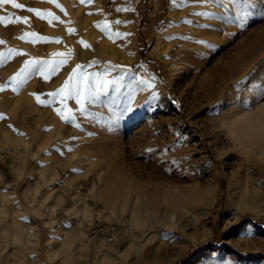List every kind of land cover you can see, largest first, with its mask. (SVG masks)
Instances as JSON below:
<instances>
[{
  "label": "rangeland",
  "instance_id": "rangeland-1",
  "mask_svg": "<svg viewBox=\"0 0 264 264\" xmlns=\"http://www.w3.org/2000/svg\"><path fill=\"white\" fill-rule=\"evenodd\" d=\"M16 2L24 5V9H15L11 4H6L0 6V16L27 18L29 24L9 23L7 26L0 24V39L5 41L4 44L0 45V52L6 53L9 48H13L25 53V55L14 56L7 60L3 66H0V85L8 84L11 77L20 70L28 59L50 60L52 59L51 52L57 51L68 54L71 50V54L67 64L59 70L58 74L60 76H53L47 82L40 77H34L19 94L13 93L10 88H6L4 92L0 93V114L6 117L4 121H0V152L7 151V147L18 138L22 142L27 138L31 139V132L35 130L38 116L41 114L52 122L47 125L49 129L47 132L52 134V138L57 139L59 133L63 135H67L68 131L70 133L69 139L65 141L66 143L64 142L66 145L60 144L59 148L63 150L71 147L73 151H64L62 157L77 152L78 148L81 150L84 144H87V141L92 142L95 139H100V137H105L103 140H107L108 144L106 146L108 148L106 146L102 148L104 142L100 139V141L102 140V146L100 145L95 149V152L92 150V154L95 153L92 157H96L90 158L89 153L91 151H89L87 154L90 159L85 160L82 158L81 167L78 166V168L82 169L80 176L84 181L98 178L95 175H99V173L94 171L92 167L97 163L96 158L99 161L98 158L107 150V152L112 151L109 154L107 153L106 157L108 159L117 158L119 166L124 163L123 165L133 169L152 167L164 176V173H166L164 169L167 164L164 162L157 163L156 156L163 153L167 148L171 150L168 153L169 159H190V163L184 165L185 174H180L181 172L179 173L174 168L171 174L166 173L170 175V179L168 177L164 178L178 181L179 176H181L183 182L180 179V183L179 181L178 183L181 184L182 189L187 188L188 190L189 184L191 186L189 188L193 189L194 185L198 183L209 185L212 180V173L207 167H204L205 164L201 163V158H205L208 163L215 166L214 170L216 169L215 173L217 174L219 187L217 192L211 193V198L207 196L208 198L200 199L199 194L195 195L197 192H193L195 188L189 192V195L191 194V197L195 195L196 199H189L188 211L190 215L198 216L197 221L199 222H196L195 226L188 230L189 233H184L179 237H176L174 232L169 233L173 237L170 241H175L174 244L189 243L188 250L170 264H184L192 258L195 261L190 263L193 262V264L196 261V264H264V153L261 155V153L256 154L252 151H240V149L232 146L225 155L218 157L217 152L221 150L224 143L222 139L225 134L222 133V135L218 132L219 127H217V124L214 125L213 122L217 117V108L222 104L223 98L237 92L238 84L250 88L253 83L263 81L261 78L258 82H253L252 79L257 72L264 71L262 70L264 69V17L257 16L249 22L246 28L239 29L235 25L193 15V13L201 11L219 14V8L210 6L175 8L169 4V0H93L91 4H81L80 0H57L64 8V12H61L54 4L48 3L46 0H16ZM196 2L197 0H191L192 4H196ZM28 8H35L42 12H52L59 16L64 23L54 21L50 25L47 19L41 20L34 13L28 12ZM121 8H128L131 11H117ZM65 12L67 15H65ZM188 19L197 21L202 19L199 24H203L204 21L212 25L208 30L198 29L194 24L189 25L190 29L195 30H193L195 34H199L198 36L202 34L203 37H200L205 42L203 45L198 44V48L195 47L196 51H199V59L205 62L206 68L201 72V75L199 74L200 71H187L188 68L172 66L165 59L167 55L166 51L163 50L164 45L167 43L165 40L167 41L168 38L176 35L177 31L182 30L181 28L187 27L188 25L184 21ZM116 21H120V23L117 24ZM97 24L102 27L107 25L112 32L126 35L109 39L96 26ZM68 27L75 30L74 34L70 35L68 33ZM26 32H36L40 36L47 37L48 40L46 42L38 41L35 44L21 40L20 37L24 36ZM26 39L31 41L34 38L29 36ZM162 39L163 41H161ZM57 40L60 43H56ZM81 40L89 44L90 48L85 49L79 43ZM157 40H160L159 43H161L162 48L157 52H153ZM131 43L132 45L137 43L138 46L134 50V59L130 57L129 52H125V46ZM93 61L98 66L89 68L88 71L90 72L102 71L105 66L112 64L133 70L141 76L155 77V91L159 94L155 110L147 109L144 106L145 98L150 96L153 90L138 92L133 111L128 113L120 122L118 129L109 133L105 130V119L110 118V113L106 109H91L96 113L97 119L95 121L83 119L77 111V121L81 122L82 120V124L85 125L82 126L81 130L74 129V127L72 129L64 121L63 123L60 121L61 118L57 116L54 110L60 106L58 103L47 108L37 104L33 94L47 93L46 89L43 88L46 85L53 87L56 91L65 83V80L68 79L72 70L78 64L89 65ZM238 67H243L242 70L245 69L242 76L236 74ZM207 70H210L212 75L202 83L201 76L205 77ZM180 75L183 77L181 82L179 81ZM61 76L62 79H60ZM186 82H191L195 86V96L187 101L183 99L186 92ZM162 87H165L166 92H162ZM211 96L214 98L210 99ZM42 98L49 99L47 96H42ZM202 99H204V103H202ZM173 101L176 103H173ZM67 103L70 108L76 111L77 106L74 100ZM53 113L56 115H52ZM52 118L55 119V122ZM93 123L95 128L92 125ZM9 125H12V127L10 128ZM86 125H89V127L92 125V130L87 128ZM88 132H93L95 135L89 137ZM20 133H23V135H20ZM73 137L75 139H71ZM181 137L183 139H180ZM54 139L52 140L54 141ZM178 140L179 143H177ZM111 141L116 142L114 149L109 148L111 147ZM174 145L175 147H173ZM18 147L22 148L20 144H18ZM30 147L33 148L32 145ZM148 148L154 149V158L149 159L145 151ZM59 155L58 152L55 154L57 157ZM20 157L21 152L14 151L13 158L16 165L19 164ZM91 163L93 164L91 165ZM87 165L89 166L87 167ZM232 168L234 169L232 170ZM232 171L239 174V179L250 192L248 195L249 200L256 201V203L261 201L257 210L235 209L229 186V180L233 178ZM1 174L0 172L1 204L7 210V213L2 215L0 230L4 225H10L13 223L12 221H15L24 235V241L22 240L21 244L10 243L11 250L16 249L17 252H22V256L25 257L23 264L51 262L48 260L49 254L55 252L61 241L60 236L64 233L61 226H68V222L60 218L64 212L62 211L58 215L54 214L52 216L54 217L53 220L48 214V208L42 202L31 204L26 197L24 198V191L28 188L30 190L29 186L34 181V177H29L24 188H18L17 194L23 200V204L19 205L17 198L12 196L14 190L12 179L8 177L2 179ZM171 175H175L178 180L171 177ZM22 211L24 213H21ZM35 220L40 228V254L33 250V243L27 240ZM50 221H52L51 224ZM48 222L49 224H47ZM201 223L204 227H201ZM13 230L14 228H12ZM166 230L165 233H168L169 230ZM206 231L209 234L206 237H201ZM249 231L253 232L258 238H244ZM194 236L195 238L198 237L197 243L194 242ZM212 239L215 240V244L209 242ZM157 244H159V241H157ZM174 244L161 248L155 247V251L161 252H159L160 254L155 252L150 258L151 261L147 264H163L167 259L172 258L171 254L176 247L173 246ZM20 246L24 248L21 249ZM200 254L203 255V260L198 257Z\"/></svg>",
  "mask_w": 264,
  "mask_h": 264
},
{
  "label": "bare ground",
  "instance_id": "bare-ground-1",
  "mask_svg": "<svg viewBox=\"0 0 264 264\" xmlns=\"http://www.w3.org/2000/svg\"><path fill=\"white\" fill-rule=\"evenodd\" d=\"M192 21L194 25L200 23L199 20V22L197 20ZM204 23L203 21V24ZM181 29L182 30L177 31L176 35L171 36L167 41L165 40V42H167L163 47V50L167 53L165 59H167L168 64L172 66L185 67L188 68V70L186 69L187 71H200L199 74L201 75V72L206 68L205 62L199 59V51H196L195 47L199 44L196 43V41L203 40L200 37L202 34L200 36H198L199 34H195V30L190 29L189 25ZM184 36H190L192 40L184 41L181 39V37ZM159 41L155 46L153 45V52H157L162 48ZM161 41H163V39ZM137 47V43L134 45H132V43L126 45L125 52H129L130 57L133 58L135 56L134 50L137 49ZM57 52H51L52 59H58V57L54 56ZM241 68H237V76H242L245 73V69L242 70ZM205 73V77L201 76L202 83L212 75L210 70H207ZM263 73L264 71L261 70L257 72L252 81L258 82L261 78L264 81ZM60 79H62V76ZM182 79L183 77L180 75L179 81L181 82ZM43 88L46 89L47 93L55 92L53 87L46 85ZM185 89L186 92L185 94L183 93L184 100L187 101L189 98L191 99L195 96V86H193L191 82H186ZM162 92H166L165 87H162ZM226 96L223 98L222 104L217 108V117L213 120L214 125L217 124V127H219L217 129L218 132L225 134L222 139L224 143L221 150L217 152V156L225 155L232 146L236 149H240V151H252L256 154L261 153L262 155V153H264V103H255V97L238 91L230 96ZM236 96H247L249 101L254 105V111H244L241 107L234 106L235 101L233 98ZM212 98L214 97L211 96L210 99ZM201 101L204 103V99ZM54 114L55 113L52 115ZM44 116L45 115L41 114L38 116L36 128L31 132V139L27 138L22 142L21 139L19 140L18 138V140L12 142L10 146L8 145L7 151L0 152V172L2 173V179L5 177L12 179V187L14 188L12 196L17 198L19 205L23 204V200L17 194L18 188H24L26 185L25 182L29 177H34V181L29 186L30 190L28 188L24 191V198L26 197L31 204L42 202L45 207L48 208V214L51 217L63 211L64 214H62L60 218L65 219L68 225H71V228L60 225L61 229L64 231L60 236L61 241L56 247L55 252H50L49 254L48 260L51 262H44L45 264H147L151 261L150 258L155 252L156 254H160L159 252H161L158 250L155 251V247L161 248L169 245L171 246L174 244L173 242H175L173 240V242L162 240L161 233H165L167 231L166 229H168V234L174 232L175 236L179 237L184 233H189L188 230L193 228L196 222H199L197 221L198 216L190 215L188 211L189 199H196L195 195L197 194H199L200 199L208 198L207 196L211 198V193H215L218 190L219 186L217 174L215 173L216 169L214 170L215 166L208 163L205 158H201V163L205 164L206 166L204 165V167H207L212 173V180L210 182L208 181L209 185L206 183L208 186L204 184L201 185L202 183H196L197 185H194V190L189 188L191 187L189 184L188 190L190 191H188L186 187V189L180 187L181 184H179V180L182 178L181 176H179L178 180V178H175V175H171V177L179 181L178 183V181L169 180L170 175L166 173H164V176L160 175L162 173H158L157 169L154 167V169H152V167L141 168L137 166L138 168L133 169L123 165L124 163H120L121 166H119L117 158L108 159L106 157L107 153L109 154L112 150L109 152H107V150L106 153L101 154V156L99 155V161L96 158L97 163L92 169L99 173V175H95V177L97 178L98 176V178L84 181L81 179L80 174H76L72 170L77 169L81 173L82 169L78 168V166L81 167L82 158L85 160L88 159L89 155L87 153H89V151H91V153H89L91 156L90 158L96 157H92V155H95V153L92 154V150L94 151L100 145L102 146V142H104V147L102 148H105L106 144H108L107 140H103L105 137H100V139L103 140H101V142L100 139H95L97 138L95 137V140L93 139L94 141H87V144H84L81 150L78 148L79 151L77 150V152L73 154L64 157L59 155L57 157L55 156L57 153L55 149L59 148L60 144L66 143L65 141L69 139L70 133L69 131L67 135L59 133L57 139L52 138V134L47 132L49 130L47 125H50L52 122L44 118ZM52 120L55 122L54 118H52ZM60 121L63 123L62 120ZM80 123L83 127L85 126L82 124V120ZM92 125H94V123ZM92 125L91 127H89V125L86 126L92 130ZM52 139H54V141ZM88 139L89 137L87 140ZM18 144H20L22 148L18 147ZM30 145H32L33 148H31ZM110 145L111 147L109 148L114 149L116 142H112ZM14 151L21 152L18 165L14 163ZM181 160L184 159L181 158ZM40 164L43 166H39ZM92 164L93 163H91V165ZM88 166L89 165H87V167ZM233 169L234 168H232V170ZM159 171L161 172V170ZM164 177H168L169 179ZM85 178L87 177L85 176ZM239 178V174L233 172V178L229 180L235 209L243 210V208H245L252 209L253 211L257 210L261 201L256 203V201L253 202L249 200L248 195L250 192ZM192 190L193 192H197H194L195 195L192 192L195 197L193 195V197H191V194L189 195V192ZM1 198L2 196H0V220H2V215L7 213V210L3 208L4 206L1 204ZM262 211L260 212L262 213ZM21 213L24 212L22 211ZM53 218L54 217L51 219ZM12 222L13 223L10 225H4L0 230V264H23L25 262V257L22 256V252H17L16 249L12 251L10 248V243L18 245V243L21 244L22 240L24 241V235L19 225L15 221ZM51 223L52 221H50V224ZM47 224H49V222ZM202 224L203 223H201V227H204ZM12 228H14L13 231ZM207 234H209L208 231L203 233L201 237H206ZM197 238L194 239L196 243L198 240ZM27 240L33 243V250L40 254V228L36 220L32 224L31 233L28 234ZM157 241H159V244L156 245ZM188 245L189 243L174 244L173 246L176 247L171 254L172 258L167 259L163 264H170L188 250ZM20 248L23 249L24 247L22 248V246H20ZM198 257L200 260H203L202 254ZM192 259L184 264H193L195 260ZM191 261L193 262L190 263ZM196 263L197 261L194 264Z\"/></svg>",
  "mask_w": 264,
  "mask_h": 264
},
{
  "label": "snow or ice",
  "instance_id": "snow-or-ice-1",
  "mask_svg": "<svg viewBox=\"0 0 264 264\" xmlns=\"http://www.w3.org/2000/svg\"><path fill=\"white\" fill-rule=\"evenodd\" d=\"M46 2L54 4L56 8L64 12V8L57 2V0H46ZM81 4H91L93 0H80ZM11 4L15 9H24V5L17 3L16 0H0V6ZM169 4L175 8H186L189 6L194 7H216L220 9V13L201 11L193 13V15L204 17L213 21H220L224 24L235 25L239 29H244L248 26L249 22L252 21L257 16L264 17V0H197L196 4H192L191 0H169ZM28 12L34 13L35 16L41 20L47 19V22L51 25L54 21L60 20L59 16H56L52 12H42L35 8H28ZM117 11L128 12L131 9L121 8ZM65 15L67 13L65 12ZM9 23H23L25 25L29 24L27 18L20 17H2L0 16V24L7 26ZM117 24L120 21H116ZM185 24L192 25L194 22L191 19L185 20ZM109 39L113 37L124 36L126 34L119 32H112L110 28L105 25H96ZM195 27L202 30H208L212 27L211 24H195ZM68 33L74 34L75 30L68 27ZM33 37L31 41H27V37ZM21 40L26 42H31L33 44L38 41H47L48 38L38 35L36 32H26L24 36L20 37ZM184 41H191L192 37L184 36L181 37ZM5 41L0 39V45L4 44ZM56 43H60L59 40ZM85 49L90 48V45L85 41L81 40L79 42ZM203 45L204 41H196ZM65 53H55L54 56L59 59H28L24 62L20 70L11 77L10 81L6 85H0V93L4 92L6 88H10L13 93L19 94L20 91L27 85V83L34 77H40L43 81L47 82L51 77L58 74L59 70L67 64L69 55ZM25 53L18 51L13 48H9L6 53L0 52V66L11 59L14 56H22ZM95 61L91 62L89 65L78 64L75 69L72 70L68 79L65 83L57 89L55 92L33 94L37 104L43 107H50L54 104H59L54 110L56 114L64 121L65 124L70 127L82 130V125L77 121L76 112H79L80 117L85 120L95 121L97 119L96 113L91 109L102 108L106 109L110 113V118L105 119V130L109 133L114 132L118 129L120 122L127 116L128 113L133 111V105L136 102V94L138 92H145L152 89L150 96L146 97L144 100V106L147 109L155 110L156 102L159 100V94L155 91L156 83L155 77L151 76H141L135 71L122 68L118 65L108 64L104 67L102 71L90 72L89 68L97 67ZM115 74V75H114ZM111 77V78H109ZM238 92L247 93L255 97V103H264V81L260 83H253L250 88L243 87L242 84L237 85ZM42 96H47L49 99H43ZM235 101L234 106L241 107L244 111H254V105L249 101L247 96L240 97L236 96L233 98ZM74 100L77 106L76 111L68 106V101ZM173 103H176L173 101ZM6 117L0 114V121H4ZM11 128L12 125H9ZM15 131V129H13ZM23 135V133H20ZM95 133L88 132V136L92 137ZM71 139H75L74 137ZM180 139H183L181 137ZM179 143V140L177 141ZM175 147V145L173 146ZM61 156L64 155V151L72 152L71 147L56 148ZM151 159L154 155V149L148 148L145 150ZM170 149H165L163 153L156 156L157 163L164 162L167 164L165 167V172L171 174L175 168L181 174H185L184 165L190 163V159L177 160L175 158L169 159L168 153ZM47 155V153H46ZM39 166H43L40 164ZM76 174H81L79 170H72ZM196 174V173H192ZM26 219V218H25ZM71 228V225H68ZM172 235L168 233H161V239L164 241H170ZM244 238L258 237L251 231L247 232Z\"/></svg>",
  "mask_w": 264,
  "mask_h": 264
},
{
  "label": "trees",
  "instance_id": "trees-1",
  "mask_svg": "<svg viewBox=\"0 0 264 264\" xmlns=\"http://www.w3.org/2000/svg\"><path fill=\"white\" fill-rule=\"evenodd\" d=\"M209 242H210L211 244H215V243H216L215 240H213V239L210 240Z\"/></svg>",
  "mask_w": 264,
  "mask_h": 264
}]
</instances>
